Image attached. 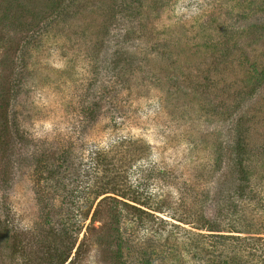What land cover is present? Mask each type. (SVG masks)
Here are the masks:
<instances>
[{
	"label": "rangeland",
	"instance_id": "rangeland-1",
	"mask_svg": "<svg viewBox=\"0 0 264 264\" xmlns=\"http://www.w3.org/2000/svg\"><path fill=\"white\" fill-rule=\"evenodd\" d=\"M10 88L33 140L20 147L23 169L36 146L75 144L79 155L87 142L95 150L120 136L147 146L157 212L131 221L123 213L118 223L103 212L80 233L76 264H219L195 229L201 213L217 216L213 188L233 162L264 183V0H0V94ZM14 159L0 217L17 234L0 246V264H24L26 252L43 264L56 245L30 173L18 174ZM51 198L56 226L66 204L60 193ZM256 205L237 209L260 225L261 235L233 234L247 245L264 241Z\"/></svg>",
	"mask_w": 264,
	"mask_h": 264
},
{
	"label": "trees",
	"instance_id": "trees-1",
	"mask_svg": "<svg viewBox=\"0 0 264 264\" xmlns=\"http://www.w3.org/2000/svg\"><path fill=\"white\" fill-rule=\"evenodd\" d=\"M13 92V88L3 89L0 94V202L8 196L5 190L11 187L10 181L16 175L14 172L16 158L17 168H21L20 171L27 169L30 173L41 218L48 228L47 234L54 238L56 245L55 249L51 250L52 254L49 249L45 250L47 258L43 264H76L75 261L80 254L79 247H76L80 233L85 237L91 231L92 225L104 215L103 212L113 213L110 216L114 217L113 220L117 223L120 222L123 213L126 214L124 217L130 218L131 221L138 213L141 215L157 212V208L153 209L154 196L148 195L144 178L147 165L143 161L147 157V146L132 138L120 136L119 139L95 150H89L87 142L85 150L82 149L79 155L78 145L75 144L69 146L58 144L47 148L36 146L28 155L30 160L25 158L28 165L23 169L20 147L32 144L33 140L24 129H21L20 121L13 112L12 99L17 94ZM111 122L116 126L115 121ZM237 145L232 143L231 149L234 150ZM22 172L24 171L18 174L21 175ZM250 174L242 163L233 162L232 165H227L221 174L222 178L212 190V197L218 203L217 216L209 219L203 217L202 213L199 215L198 222L201 223V227L195 229L206 234L197 233V236L210 239L208 247L201 248L210 250L211 244H214L212 252H205L216 263L252 264L249 259L256 258L264 261L262 239L259 240V245H247V239L233 235L243 234L244 231L253 236L262 234L254 229L256 226L260 228L255 219L251 221L244 213L239 215L237 210L240 202L254 205V201H257L258 210L264 211V191H259L262 190L260 188H264V183H252ZM136 175H139L137 180L134 179ZM56 193L63 196L67 216L65 222L61 221L55 226L50 224L52 215L48 206L54 198L49 200V196H55ZM227 219L225 232L222 228H225L224 221ZM8 227L9 223L2 221L0 217V246L17 234L16 227L11 226V229ZM240 228L244 231H239ZM223 233L230 235L225 236ZM228 240L232 245L227 243ZM131 241L132 237L127 235L124 245L128 246ZM202 242L199 239L197 244L204 245L205 242ZM10 247L17 246L14 242ZM31 257L30 253L26 252L23 257L24 264H39L31 262Z\"/></svg>",
	"mask_w": 264,
	"mask_h": 264
}]
</instances>
